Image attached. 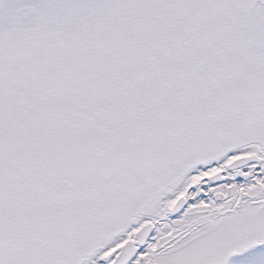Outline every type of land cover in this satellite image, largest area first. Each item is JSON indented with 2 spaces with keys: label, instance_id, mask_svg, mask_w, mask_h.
I'll return each mask as SVG.
<instances>
[{
  "label": "snow or ice",
  "instance_id": "snow-or-ice-1",
  "mask_svg": "<svg viewBox=\"0 0 264 264\" xmlns=\"http://www.w3.org/2000/svg\"><path fill=\"white\" fill-rule=\"evenodd\" d=\"M0 264H264V0H0Z\"/></svg>",
  "mask_w": 264,
  "mask_h": 264
}]
</instances>
